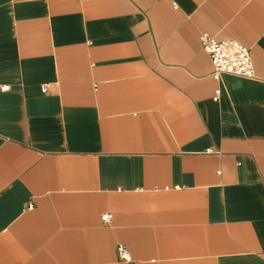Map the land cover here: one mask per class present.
<instances>
[{
  "label": "crops",
  "instance_id": "obj_1",
  "mask_svg": "<svg viewBox=\"0 0 264 264\" xmlns=\"http://www.w3.org/2000/svg\"><path fill=\"white\" fill-rule=\"evenodd\" d=\"M0 264H264V0H0Z\"/></svg>",
  "mask_w": 264,
  "mask_h": 264
},
{
  "label": "built area",
  "instance_id": "obj_2",
  "mask_svg": "<svg viewBox=\"0 0 264 264\" xmlns=\"http://www.w3.org/2000/svg\"><path fill=\"white\" fill-rule=\"evenodd\" d=\"M203 50L210 56L214 65L213 77L221 81L223 75H234L244 78H255V69L250 49L236 41H218L216 38L203 33L201 35ZM9 86L2 87V91H8ZM47 91L46 87L43 90ZM220 97V90L217 91L215 101ZM111 215H105L103 221L109 223ZM121 259L127 263L132 262V257L124 246L119 248Z\"/></svg>",
  "mask_w": 264,
  "mask_h": 264
}]
</instances>
